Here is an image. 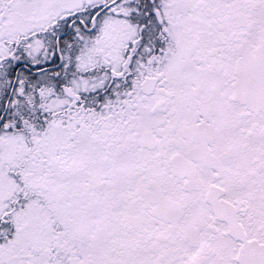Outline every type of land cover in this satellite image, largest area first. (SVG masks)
Here are the masks:
<instances>
[{"label": "snow or ice", "instance_id": "1", "mask_svg": "<svg viewBox=\"0 0 264 264\" xmlns=\"http://www.w3.org/2000/svg\"><path fill=\"white\" fill-rule=\"evenodd\" d=\"M0 264H264V0H0Z\"/></svg>", "mask_w": 264, "mask_h": 264}]
</instances>
